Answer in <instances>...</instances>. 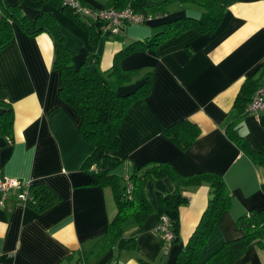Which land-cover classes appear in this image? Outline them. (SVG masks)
Here are the masks:
<instances>
[{"label": "crops", "instance_id": "0c3cea01", "mask_svg": "<svg viewBox=\"0 0 264 264\" xmlns=\"http://www.w3.org/2000/svg\"><path fill=\"white\" fill-rule=\"evenodd\" d=\"M78 1L102 9L114 0ZM165 1L146 0V4L156 7ZM219 1L224 15L212 35L188 29L155 49L131 53L120 61L124 70L152 69L154 78L150 95L128 109L117 132L119 146L110 153L121 160L113 171L120 191L133 170L148 162H167L183 176L201 172L221 175L230 206L201 248L197 264L223 243L243 237L236 225L240 216L264 209V167L226 135L242 84L247 79L264 83V0ZM21 9L31 19L41 10L55 18L74 65L90 54L80 27L49 3L22 0ZM164 11L165 15L144 24L126 25L119 36L103 30L96 48L99 72L105 74L120 50L146 40L165 21L201 15L196 6L178 0L168 3ZM53 55L47 33L29 38L16 25L10 44L0 50V99L10 103L13 112L12 140L0 135V179L46 185L60 198L38 212L18 198L16 189L0 192V264H76L88 256L116 213L111 188L94 185V179L81 169L94 147L79 134L74 110L59 98L60 77L52 67ZM108 83L118 92L127 90L112 80ZM181 120L194 124L200 133L185 150L163 133ZM235 124L232 130L252 149L264 152V128L258 118L246 114ZM103 155L102 151L96 153L99 167ZM174 188L166 177L148 180L143 191L152 213L140 226L128 222L123 238L93 264H174L198 227L211 195L205 183L185 189L178 239L168 243L156 231L158 194ZM128 240L133 243L130 247L125 246ZM234 264H264V247L252 246Z\"/></svg>", "mask_w": 264, "mask_h": 264}, {"label": "trees", "instance_id": "16d2710c", "mask_svg": "<svg viewBox=\"0 0 264 264\" xmlns=\"http://www.w3.org/2000/svg\"><path fill=\"white\" fill-rule=\"evenodd\" d=\"M21 1L13 5L7 4L6 0L0 2V50L10 44L13 37V25H16L29 38L43 32L51 37L54 54L52 67L58 71L60 77L59 98L74 110L79 119V134L94 147V152L84 161L81 169L94 179V185L109 187L114 195L116 213L107 224L105 234L95 242L88 256L79 258L76 264H93L108 250L114 248L123 238L124 226L128 222L136 226L142 225L152 213V208L144 195V184L148 180L154 181L165 177L173 182L175 188L170 193L158 194L157 213L168 218L174 234L172 243L177 242L178 239L179 208L186 203L185 189L188 186H198L203 183L210 188L211 195L200 223L174 260V264H197L201 248L222 212L230 206V195L225 189L221 175L215 172H201L192 176H183L167 162H148L133 170L127 178L126 185L127 183L132 185L131 192L128 194L126 185L124 191H120V183L113 172L121 160L111 156L110 153L119 146L117 132L128 109L136 102H144L150 95L154 78L152 69L139 67L124 70L120 61L131 53L155 49L165 40L178 36L188 29H195L201 35H212L224 15L222 3L219 0H178L199 8L200 17L198 19L174 18L165 21L159 31L146 40L132 42L120 50L115 55L110 69L103 74L98 70L96 56L98 41L104 30V24L101 21L75 13L71 8L62 5V0H28L49 3L71 18L84 32L91 52L82 63L76 66L72 63L55 18L45 10H41L39 15L31 19L22 12ZM172 1L174 0H167L156 7H149L146 0H114L108 1L105 8L121 10L130 7L135 13L156 17L165 15V6ZM80 3L84 5L82 1ZM261 71L264 72V65ZM108 80H112L115 86L127 90L118 92L112 89ZM261 84L254 79H247L242 84L232 107V115L227 121L226 135L253 162L264 167V152L252 149L242 136L232 130L236 120L246 115L245 106ZM0 110V135L12 140V106L0 99ZM259 121L264 128V115H259ZM163 133L181 150L189 147L200 134L198 128L186 120L174 123ZM98 151L104 152L101 158L102 167H99V160L96 158ZM261 188L264 192V185ZM27 196L24 203L38 212L53 206L60 199L46 185L28 186ZM236 225L243 231V237L223 243L201 264H234L252 246L264 247V209H253L240 216ZM132 245V241L128 240L125 246Z\"/></svg>", "mask_w": 264, "mask_h": 264}, {"label": "built area", "instance_id": "2783aa9c", "mask_svg": "<svg viewBox=\"0 0 264 264\" xmlns=\"http://www.w3.org/2000/svg\"><path fill=\"white\" fill-rule=\"evenodd\" d=\"M0 2H3V0H0ZM62 5L71 8L79 15L101 21L104 24V30H107L113 36H119L126 25L144 24L154 18L152 16L135 13L130 7L121 10L114 8L91 9L82 5L78 0H62ZM262 110H264V83L253 93L251 100L245 106L244 112L259 119ZM28 186L27 183L18 180L0 179V192L5 193L12 188L16 189L18 191V198L22 201H25L28 197ZM131 188L132 185L127 183L126 193L129 194ZM156 231L166 242H172L174 234L170 228L168 218L165 215L160 216Z\"/></svg>", "mask_w": 264, "mask_h": 264}, {"label": "bare ground", "instance_id": "6f19581e", "mask_svg": "<svg viewBox=\"0 0 264 264\" xmlns=\"http://www.w3.org/2000/svg\"><path fill=\"white\" fill-rule=\"evenodd\" d=\"M11 180H13V179H11Z\"/></svg>", "mask_w": 264, "mask_h": 264}]
</instances>
